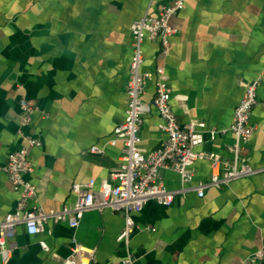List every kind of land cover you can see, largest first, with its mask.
<instances>
[{
  "label": "crops",
  "instance_id": "crops-1",
  "mask_svg": "<svg viewBox=\"0 0 264 264\" xmlns=\"http://www.w3.org/2000/svg\"><path fill=\"white\" fill-rule=\"evenodd\" d=\"M169 0H0V218L14 210L19 194L4 172L10 151L24 140L18 130L22 97L45 114L32 115L26 132L41 144L29 151L36 202L60 210L75 201L72 184L108 179L120 163L121 141L110 143L124 118L132 57L131 23L154 14ZM175 33L168 53L159 39L143 41L144 71L165 70L170 104L181 125L202 121L219 131L195 149L218 154L223 166L234 161L229 129L245 84L259 78L254 130L238 162L256 174L219 186L199 197L193 188L211 176L208 159L191 166L187 187L169 205L148 200L132 213L128 242L116 237L121 211L88 210L76 228L48 220L44 231L15 227V247L0 264H60L74 243L94 250L91 264H250L264 247V0H186L170 18ZM151 78L141 94H154ZM153 107L143 115L140 146L158 147L165 134ZM95 146L102 152H92ZM157 181L179 189V173L159 171ZM32 203V202H30ZM48 249L45 250L40 242ZM264 264V259L259 262Z\"/></svg>",
  "mask_w": 264,
  "mask_h": 264
},
{
  "label": "built area",
  "instance_id": "built-area-1",
  "mask_svg": "<svg viewBox=\"0 0 264 264\" xmlns=\"http://www.w3.org/2000/svg\"><path fill=\"white\" fill-rule=\"evenodd\" d=\"M185 2L186 0H169L167 4L159 7L156 13H145L131 23L132 57L130 77L126 84V109L123 120L114 126L113 137L110 140V143L122 142L120 163L109 174V178L100 180L96 187L94 179L73 183L75 201L60 210H45L37 204V187L26 177L34 169L29 151L32 147L41 144L37 138L26 132V127L35 112H40L43 117L47 114L32 99L20 98L22 116L18 132L24 143L8 153L3 168L13 188L19 194L14 210L0 218V256L3 259H6L15 247L11 239L17 225H23L28 234L44 231L48 220L67 221L70 227L76 228L84 213L92 209L123 212L124 224L116 239L124 243L128 242L135 228L132 213L139 212L150 199L162 205H169L174 196L183 192L191 181L193 176L191 166L196 160L208 159L212 169L208 181L193 186L199 197L203 196L204 190L209 186L227 184L232 180L261 171L246 162H238L239 152L254 130L250 117L252 108L257 103L259 78L245 84L244 92L234 108L229 126L234 135V143L231 146L234 161L230 165L223 166L218 154L195 149L206 139H214L219 131L215 128H206L202 121H190L181 125L170 104V87L165 78L164 68L157 67L154 71L142 69L143 41L146 38H157L162 53H168L171 47L169 38L175 33L169 20L184 7ZM151 78H154V94L149 102H144L141 94ZM151 107L159 114V128L164 132L165 137L158 147L144 150L140 146V127L143 115ZM90 151L102 152L95 146L91 147ZM163 168H170L179 173L181 181L179 189H167L157 181L158 173ZM40 244L45 250L48 249L43 241ZM94 259L93 249L74 243L69 255L60 264H91ZM263 259L264 247L255 250L248 257L250 264H259ZM133 260L134 258L128 254L121 259V264H132Z\"/></svg>",
  "mask_w": 264,
  "mask_h": 264
}]
</instances>
